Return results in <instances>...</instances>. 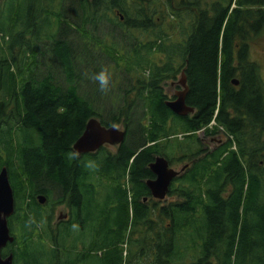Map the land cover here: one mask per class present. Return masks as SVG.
Segmentation results:
<instances>
[{
  "label": "trees",
  "instance_id": "1",
  "mask_svg": "<svg viewBox=\"0 0 264 264\" xmlns=\"http://www.w3.org/2000/svg\"><path fill=\"white\" fill-rule=\"evenodd\" d=\"M199 3L0 0V172L16 200V264H141L148 239L133 236L146 223L159 226L150 264H264V83L250 58L264 0ZM104 66L107 94L91 79ZM183 72L195 112L179 117L164 83ZM93 118L123 126L124 143L70 161ZM157 157L183 171L151 208ZM65 203L70 218L51 230Z\"/></svg>",
  "mask_w": 264,
  "mask_h": 264
},
{
  "label": "water",
  "instance_id": "2",
  "mask_svg": "<svg viewBox=\"0 0 264 264\" xmlns=\"http://www.w3.org/2000/svg\"><path fill=\"white\" fill-rule=\"evenodd\" d=\"M180 85L183 90L176 93L173 100H168L166 106L177 116L185 117L193 114L195 109L187 105V96L189 86L185 73L181 75ZM234 85L238 86V81H234ZM126 132L120 130L119 127H105L96 119H91L82 136L73 146L74 152H79L80 156L95 153L102 147L111 146L118 147L125 141ZM150 170L155 178L146 182L148 189L151 191L154 199H166L173 181L182 173L175 170L169 162L163 157H157L150 165ZM38 200L41 204H45L47 199L39 196ZM16 200L13 188L10 183V177L6 167L0 172V264H14L13 255L3 258L2 251L8 245L15 242L12 235L9 219L15 214Z\"/></svg>",
  "mask_w": 264,
  "mask_h": 264
},
{
  "label": "rangeland",
  "instance_id": "3",
  "mask_svg": "<svg viewBox=\"0 0 264 264\" xmlns=\"http://www.w3.org/2000/svg\"><path fill=\"white\" fill-rule=\"evenodd\" d=\"M179 1L180 0H174V2H179ZM216 1H218V0H200L199 7H200V9H206V8H208L209 5H211L213 2H216ZM102 32H105L104 28L102 29ZM250 58L253 62H255L257 64V66L259 68V75H260V77L264 83V37L260 38L259 40L255 41V42L251 41ZM180 80H181V75L178 76L177 80H169L166 83H164V91L170 100H173L175 98L176 93L183 90L182 86L180 85ZM118 127L120 130L124 129L123 126H118ZM199 136L201 139H204L203 133H200ZM179 138L182 139L183 136L180 135ZM212 140H214V139L208 138L205 142L208 143L210 145V147L213 149L215 147L214 144L216 143V141L215 140L212 141ZM108 149H110L113 153L116 152V148L108 146ZM172 167L176 170L181 169V166L179 164H175ZM57 192H58V190H55L56 194H57ZM101 194L104 195L103 193H101ZM106 194H107V192H106ZM106 194H105V196H106ZM168 201H169V198L167 197L166 203ZM65 205L68 206V204H65ZM56 209L57 210L54 213V221H52L51 230H55L57 228V226H56L57 219L61 215H62V217H64V214L66 213V208H64V206H62L60 208L57 207ZM47 212H49V214L51 213V211L49 209L46 211V213ZM152 220L157 222V223L159 222L157 213L152 216ZM167 224H168V222H166V221L164 223H161L160 228H162V226L167 225ZM150 225H151L150 223L143 224V226H140L139 228H137L138 232H137V234H135L133 236L134 239L138 238V237L148 239V240H145V242H144V246L146 249L143 251V253H142L143 255L141 254L140 258H138V259H140L141 264H150V262L152 260V252L149 251V238H151L153 236V234H157V232L159 231V226L155 225V228L153 227V234H149ZM154 230H155V232H154ZM139 232H141V233H139ZM164 232H165V230L163 229V234H164ZM128 240L129 239L127 237L126 244H128ZM127 249H129V248L127 247ZM128 253H129V255H127V256H131L132 261H133L134 257L138 256L137 248H135L134 245L131 246V251L126 252L125 255ZM16 262H17V260H16Z\"/></svg>",
  "mask_w": 264,
  "mask_h": 264
},
{
  "label": "clouds",
  "instance_id": "4",
  "mask_svg": "<svg viewBox=\"0 0 264 264\" xmlns=\"http://www.w3.org/2000/svg\"><path fill=\"white\" fill-rule=\"evenodd\" d=\"M91 79H93L95 82L98 83L99 89L102 93L107 94L111 89L110 85L112 84V74L110 72L109 66H104L99 72L95 73ZM79 152H70L68 153V159L70 161L78 160L79 159ZM86 170L89 171H97L99 168V164L95 160H89L87 162H84L82 165ZM35 218L33 217L30 220V223H35ZM77 224H73L72 228L74 230L78 229Z\"/></svg>",
  "mask_w": 264,
  "mask_h": 264
},
{
  "label": "flooded vegetation",
  "instance_id": "5",
  "mask_svg": "<svg viewBox=\"0 0 264 264\" xmlns=\"http://www.w3.org/2000/svg\"><path fill=\"white\" fill-rule=\"evenodd\" d=\"M152 194V193H151ZM153 197V196H152ZM154 201V198L153 199H149L148 197L147 198H144L143 199V202L145 203V204H147V205H150V207L152 208V203H153V201ZM66 204V203H65ZM65 204H63V205H60L59 206V208L60 207H62V206H64V208H66V213L64 214V217H62V215L57 219V225L59 224V222H62V221H65V220H68L69 218H70V215H71V209L68 207V206H66ZM150 220H152V217L150 218ZM11 229V228H10ZM11 232H12V229H11ZM106 232H108V231H106ZM90 234L92 235L93 234V231H91L90 232ZM16 241V240H15ZM9 246L10 245H8L5 249H3V251H2V256H3V258L5 259V258H7V257H9V256H11V255H13V257H14V264H16V258H15V254L12 252V251H9Z\"/></svg>",
  "mask_w": 264,
  "mask_h": 264
},
{
  "label": "crops",
  "instance_id": "6",
  "mask_svg": "<svg viewBox=\"0 0 264 264\" xmlns=\"http://www.w3.org/2000/svg\"><path fill=\"white\" fill-rule=\"evenodd\" d=\"M166 222H168V220H166Z\"/></svg>",
  "mask_w": 264,
  "mask_h": 264
},
{
  "label": "bare ground",
  "instance_id": "7",
  "mask_svg": "<svg viewBox=\"0 0 264 264\" xmlns=\"http://www.w3.org/2000/svg\"><path fill=\"white\" fill-rule=\"evenodd\" d=\"M132 164V163H131Z\"/></svg>",
  "mask_w": 264,
  "mask_h": 264
}]
</instances>
